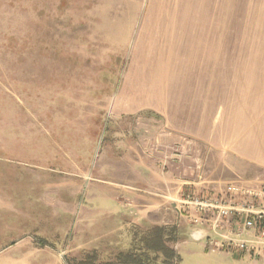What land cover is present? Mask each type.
Masks as SVG:
<instances>
[{
	"label": "rangeland",
	"instance_id": "rangeland-1",
	"mask_svg": "<svg viewBox=\"0 0 264 264\" xmlns=\"http://www.w3.org/2000/svg\"><path fill=\"white\" fill-rule=\"evenodd\" d=\"M148 5L0 0V264H79L94 255L95 264H119L129 251L162 264L152 231L166 226L164 246L174 249L170 230L193 227L176 209L175 178L185 192L243 181L239 163L202 146L174 149L168 164L159 125L117 112ZM153 8L169 12L147 20L161 39L213 42L214 81L243 55L264 52V0H166Z\"/></svg>",
	"mask_w": 264,
	"mask_h": 264
},
{
	"label": "crops",
	"instance_id": "crops-1",
	"mask_svg": "<svg viewBox=\"0 0 264 264\" xmlns=\"http://www.w3.org/2000/svg\"><path fill=\"white\" fill-rule=\"evenodd\" d=\"M161 1L166 2L143 0L149 5L140 10L142 27L132 35L133 47L118 93L117 112L142 114L140 118L150 116L144 125L150 128L159 125L168 164L174 149L182 152L190 144L197 145L205 147L214 157L239 163L236 173L243 181L264 183L262 47H258L256 55H243L240 63L228 67L221 80L214 81L213 42L161 39L160 29L147 21L155 16L169 17V12L153 8ZM168 175L165 182L170 188ZM175 181L179 185L177 193H182L184 180L176 177ZM162 203L148 207L159 209ZM191 230L174 228L175 264H185L186 256L193 258L188 260L189 264H264V258L212 252L203 241L191 237ZM188 235L193 242L190 243ZM188 245L192 248L182 255L181 246Z\"/></svg>",
	"mask_w": 264,
	"mask_h": 264
},
{
	"label": "built area",
	"instance_id": "built-area-1",
	"mask_svg": "<svg viewBox=\"0 0 264 264\" xmlns=\"http://www.w3.org/2000/svg\"><path fill=\"white\" fill-rule=\"evenodd\" d=\"M176 209L192 222L191 237L210 251L264 258L263 182L232 181L214 190H183Z\"/></svg>",
	"mask_w": 264,
	"mask_h": 264
},
{
	"label": "trees",
	"instance_id": "trees-1",
	"mask_svg": "<svg viewBox=\"0 0 264 264\" xmlns=\"http://www.w3.org/2000/svg\"><path fill=\"white\" fill-rule=\"evenodd\" d=\"M167 228L165 226H158L156 227L153 231H152V236L150 238V241L148 240V242L150 244L154 245H163V247L161 248L160 251H163V256H164V260L162 262V264H171V258L176 256V252L173 248H168L167 246H164L166 243V239H167ZM174 228H172L170 230V235L173 234L174 235ZM170 237V236H168ZM173 241H174V236H173ZM97 257L94 255V258H92L91 260H89L88 258L81 260L79 264H95V262ZM148 259V260H147ZM144 259L142 258V255H138L136 256L134 252H126V253H121L118 256V263L119 264H151L150 263V258ZM89 260V261H88Z\"/></svg>",
	"mask_w": 264,
	"mask_h": 264
}]
</instances>
